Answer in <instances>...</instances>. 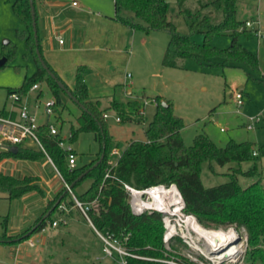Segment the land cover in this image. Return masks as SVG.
<instances>
[{
    "label": "rangeland",
    "instance_id": "374dc122",
    "mask_svg": "<svg viewBox=\"0 0 264 264\" xmlns=\"http://www.w3.org/2000/svg\"><path fill=\"white\" fill-rule=\"evenodd\" d=\"M43 0H36V8L41 17V5ZM56 2L58 6L72 5L73 1L80 4L88 3L90 8L98 12L110 11L115 13L112 0H50ZM212 0H167L169 4L168 17L182 34L191 35L193 41L198 44L204 43L203 33H191L187 24L185 11L193 16L198 14H210L213 19L221 20L222 15L212 5ZM14 0H0V55L4 56L11 50L13 55L7 65L0 67V109L6 107L10 109L13 104L8 94V88H20L26 76L31 77L38 69V63L28 49L25 40L19 36L18 31L26 29V24L13 8ZM48 9V8H47ZM51 13V11H49ZM49 13V14H50ZM124 16L127 14H123ZM237 17L241 21L258 20L260 24L250 27V35L241 34L239 41L248 49L254 51L259 56L260 75L249 78L246 69L243 67H202L200 62L193 58L182 61L181 68H163L162 60L164 52L170 41L168 31H150L145 33L139 29L135 43L132 42L130 35L124 53L119 55L118 63L106 65L103 72L107 78L97 80L94 86H89L90 94L101 99V107L107 109L110 115L107 119L108 130L112 136V149L108 155V160L116 164L127 145L134 140H143L145 130L149 122L153 119L157 101L155 97H162L165 101L173 104L175 113L184 119L185 127L182 130L185 144L191 146L197 134L205 133L213 140L218 147L227 146L232 140L236 142H252L254 149L258 151V156L253 160L241 164L233 162L221 166L213 162L206 161L202 164V181L206 187L222 184L230 181V174H236L232 168H239L248 171L254 166H258L261 175L254 174L239 175L240 184L245 187L255 182L259 177H263L264 182V82L257 77L264 78V36L260 37L255 29L262 30L264 35V0H241L238 4ZM64 38V36H63ZM65 39V38H64ZM231 36L228 34L214 35L210 44L218 48H227L231 44ZM47 60V58L44 56ZM219 60V59H218ZM129 61V62H128ZM164 69V71L162 70ZM93 80L98 77L97 71H93ZM159 74V75H158ZM105 75V74H104ZM104 75H99L102 77ZM113 76L114 79L108 77ZM67 84L73 82V72L68 70L65 73ZM101 81L102 83L101 85ZM128 84L133 93L122 92L117 99L123 102L129 111L131 119L117 121V112L112 110L107 99L109 94H113V89L109 88V83ZM41 89L31 90L25 99L31 109L35 110L40 116L54 123L61 131L62 137L68 138V143L78 154L77 166L82 167L98 156L101 149V140L94 132H82L75 141H71V124L77 127V117L81 114L80 107L70 98V96L59 90L61 103L59 111L51 116L43 115V106L48 100H57L53 89L47 80L40 82ZM42 90V91H41ZM243 93V104L239 106L235 99L236 92ZM39 103L36 106V100ZM144 110V117L137 113L129 103L136 102ZM110 108V109H109ZM259 116L261 121L254 129L247 128L249 117ZM40 117L39 121L43 119ZM118 149V153L114 150ZM262 150V151H261ZM36 169L42 174L44 181L42 185L39 180L33 183L41 185L43 193L31 191L18 199H9L8 194L0 192V236L17 235L26 231L30 227H35L37 219L41 218L48 207V203L65 188L66 183L56 170L54 165L47 157L37 160ZM92 179L86 178L76 187L78 194H83L91 185ZM130 185V184H129ZM131 186V185H130ZM170 189L173 185H156ZM132 187V186H131ZM126 188V186H125ZM134 188V187H133ZM140 191L139 189L134 188ZM127 190V188H126ZM129 194L130 207L131 201L134 204L140 200L147 203L154 200V197L147 193H142L139 198ZM150 196V197H149ZM71 195L66 197V202L62 203L65 208H58L50 219H47L44 229L27 239L23 247H30V241L36 243V248H42L39 257V264H84L82 259L94 258L96 254L104 256L102 242L95 234L91 223L79 211H75L73 216H67L66 212L70 207L67 202ZM183 199V198H182ZM185 202L180 211L178 206L173 205L168 208L138 206L141 209L136 215L145 212L158 211L162 213L163 221V240L166 255H173L182 261L187 260L196 264H244L253 245L249 240V234L244 227L224 222L219 225L207 226L198 221L191 214L184 211ZM192 216L197 223L209 231L224 232L231 237V241L215 248L209 249V244L203 237L194 230L187 227L185 220ZM67 218L68 224L53 227V221ZM190 230V231H189ZM107 233L108 231L102 230ZM118 238L128 247L132 235L130 232L121 233ZM4 245V244H2ZM87 246H93L90 254L87 255ZM238 249L239 253L235 257L222 258L224 251ZM88 256V257H87ZM184 258V259H183ZM89 260V259H88ZM109 259L104 256L101 262L94 264H105ZM7 253L0 248V264H9ZM42 262V263H41ZM180 264L176 261H170ZM180 262V261H179ZM182 263V262H181ZM90 264V263H89Z\"/></svg>",
    "mask_w": 264,
    "mask_h": 264
},
{
    "label": "trees",
    "instance_id": "16d2710c",
    "mask_svg": "<svg viewBox=\"0 0 264 264\" xmlns=\"http://www.w3.org/2000/svg\"><path fill=\"white\" fill-rule=\"evenodd\" d=\"M178 1L182 3L184 0ZM240 1L212 0L209 5H212L222 15L221 20L216 21L210 14L193 16L190 12L185 11L190 32L204 34L205 39L202 44L193 41L191 35L179 32L170 21L167 0H114L116 10L114 18L131 28L147 33L160 30L168 31L170 41L162 60L165 67L181 68L182 61L193 58L200 62L202 67H243L246 69L247 76L254 78L255 75H260L259 56L239 41L241 34L250 35L252 33V30L246 26V21H241L237 17ZM34 2L36 7V0ZM13 8L26 24V29L18 31V33L34 55L38 69L33 76L25 77L20 88H8V94L19 92L26 96L34 84L47 80L57 97L55 111H59V103H61L59 81L62 82L82 105L80 107L77 104L81 109V114L77 117V127L71 124V141H75L82 132H94L101 140V149L98 156L88 164L82 167L77 165L70 167L67 153L59 146L57 137L49 134L47 125L41 126L39 133L47 152L65 183L72 187V192L65 186L48 203L42 217L38 218L36 223L41 221L40 224L30 227L18 235L0 236V243H20L42 231L46 226L47 219H50L60 205L66 202L68 195H71V199L67 204L76 206L74 194L80 201L91 203L88 214L98 230L108 231L114 236H119L123 232L131 233V242L128 243L127 248L136 256L128 257L127 264H174L170 262L172 260L180 264H196L187 260L182 261L176 255H166L162 236V213L151 211L136 215L131 210L129 194L124 183L139 190L165 184L168 187L176 185L185 202V213L194 215L200 223L212 226L228 222L238 227H244L253 245L244 264H264L263 177H259L255 182L245 187L239 182V175H261L258 166L256 165L248 171L232 168L231 170H234L236 174H230V181L210 187L204 185L201 177L202 164L206 161L211 163L214 170L213 162L224 166L233 162L241 164L253 160L258 156L254 155V143L232 140L227 146L218 147L208 135L200 133L196 135L194 143L187 146L182 134L185 127L184 119L175 113L172 103L168 101V106H164L163 98L158 96L155 97L157 101L156 113L145 130V138L130 142L123 150L118 162L112 165L108 160L112 149V136L108 130L107 119L104 117L108 108L103 109L101 100H94L90 96L88 85L84 79L86 66L78 67L74 88L69 87L44 58L39 35L38 47L44 61L56 76L53 78L38 59L30 0H14ZM124 13L127 15L124 16ZM36 14L38 21L37 8ZM218 34L231 36L232 41L227 48L222 49L210 44L211 38ZM12 55V50L4 56L0 55V58H7L6 63L0 67L7 65ZM257 78L264 82V78ZM129 104L144 117L143 109L137 101ZM111 108L117 112L121 119H131L124 103L114 100ZM0 112L7 114L6 107L0 109ZM103 153V160L90 169ZM262 153L264 154V151ZM5 156L36 161L46 157V154L42 150L17 145L0 153V159ZM108 169H111L110 176L105 177ZM85 172L87 173L81 177ZM86 178H91L92 183L83 194H78L76 187ZM35 180H39V178L36 176L17 178L0 172V192L7 193L11 200L21 198L26 193L35 190L43 193L41 186L33 183ZM58 200L59 203L56 205ZM53 207L50 214L43 219Z\"/></svg>",
    "mask_w": 264,
    "mask_h": 264
},
{
    "label": "crops",
    "instance_id": "0c3cea01",
    "mask_svg": "<svg viewBox=\"0 0 264 264\" xmlns=\"http://www.w3.org/2000/svg\"><path fill=\"white\" fill-rule=\"evenodd\" d=\"M112 2L114 4V0H112ZM41 3V17H39L38 10L37 13L43 54L47 58L48 63L66 83L65 73L68 70L73 72V82L68 84L71 88H74L76 72L80 65L86 66L84 79L88 88L91 86V83L94 86V83L97 80H104V77L107 78L106 73L103 72L102 68L104 69L106 65H110L111 63L119 62L118 58L120 54L124 53L126 43L129 39V37H127L128 35L131 36L132 42L134 43L137 38V31H134L133 34L131 33L132 30H135L134 28H131L114 18L116 10L115 13L110 11L96 13L90 8V5L85 2L83 4L77 2V5L72 4L66 6H58L56 2H51L50 0H43ZM49 11H51V13ZM60 38L63 39V43H60ZM163 68L167 67L163 66ZM95 70L97 71L98 77L93 80L92 72ZM162 70L164 71V69ZM99 75L104 76L102 78L99 77ZM110 78L114 79L113 76ZM100 83L102 85L104 82L101 81ZM109 88H112L114 91L113 94H109L110 96L107 99L109 106L112 105L114 100L119 101L117 95L121 96L122 92L126 91L127 93H133L132 88L125 83L115 84V82H110ZM90 96L94 100L100 99L93 97L91 94ZM165 100L166 99L163 98V102ZM12 107L10 109H12ZM32 111L36 112L33 109ZM42 114L44 115L43 112ZM38 116L40 120V117L42 116L39 114ZM41 120L40 123H46L48 121L45 118ZM2 152L5 151L0 149V153ZM36 163L37 160L30 161L5 156L0 159V172L17 178L36 176L39 178V182L42 185L44 178L36 169ZM75 211L79 210L71 206L69 211L66 212V215L73 216ZM90 225L93 227L92 224ZM59 226H62V224L56 227ZM93 230L95 234L98 235L94 227ZM23 243L24 241L15 244L0 243V248L8 255L10 261L9 264H39V257L42 256V248L39 247L36 251H32V247L36 248L35 242L34 245H31L30 241V247H23ZM103 246L102 242V250ZM92 247L93 246H87V255L91 253ZM104 256L96 254L93 259L85 258V260L82 259V261H85L83 262L84 264H94L95 262H101Z\"/></svg>",
    "mask_w": 264,
    "mask_h": 264
},
{
    "label": "built area",
    "instance_id": "2783aa9c",
    "mask_svg": "<svg viewBox=\"0 0 264 264\" xmlns=\"http://www.w3.org/2000/svg\"><path fill=\"white\" fill-rule=\"evenodd\" d=\"M73 4L77 5V2L74 1ZM258 24H260L258 20L246 21V26L249 28L252 27L253 25H258ZM255 32L257 33L259 38L264 36L262 30L260 29H255ZM60 43H63V39L61 38H60ZM40 88H41L40 83H36L32 86L31 90H39ZM9 97L13 104L12 109L10 110L6 109L7 114L0 112V149L4 151H8L14 146L24 145L26 147H32L38 150H42L46 154L48 160L56 168L51 156L47 152L46 146L39 133L40 127L43 125H47L49 134L53 137H57L59 146L67 153V159L69 161L70 167L76 166L78 155L75 152V150L72 148L71 144L68 143L67 141L68 138L61 136L60 129H58V127L50 121H47L46 123H40L38 114L32 111L30 106L27 104L24 95H21L19 92H12L9 95ZM235 99L237 104L241 106L243 104V93L241 91L236 92ZM36 103L37 106L39 103V99H37ZM56 103H57L56 100L46 101L43 106L44 115L51 116L52 114H55ZM142 115H144V110L142 111ZM109 116L110 115L108 113L104 114V117L106 119L109 118ZM116 119L119 122L122 121L120 116H117ZM260 119L261 118L259 116L249 117V120L246 125L247 128L254 129L257 126V124L261 121ZM71 136L72 133L70 131V137ZM114 152L118 153L119 151L118 149H115ZM254 155H258V151L255 150ZM110 172L111 169H108L105 177H109ZM124 185L126 186L127 190L132 192L133 196H136V194L134 193L135 189L133 187H131L127 183H124ZM66 186L67 189L70 192H72V190L69 189V185L66 184ZM158 188H159L158 186H153L144 190H140V192L142 194L146 191L148 192ZM73 197L76 201V206L81 210V212L86 217V219L90 221L96 233L103 242L104 245L103 252L105 254V257L109 259L105 264H127L128 257L136 256L128 250V248L122 243V241L118 238V236H114L110 232L103 233L96 228V226L93 224L88 214V210L90 208L91 203H84L80 201L74 194ZM137 204L138 202L134 204V200L131 201L132 209L136 213L141 211V209L138 208ZM60 208L63 209L65 207L64 205H60ZM60 224H67V219L61 218L59 219V221L56 220L52 222V225L54 227ZM31 245H34L33 241H31Z\"/></svg>",
    "mask_w": 264,
    "mask_h": 264
},
{
    "label": "bare ground",
    "instance_id": "6f19581e",
    "mask_svg": "<svg viewBox=\"0 0 264 264\" xmlns=\"http://www.w3.org/2000/svg\"><path fill=\"white\" fill-rule=\"evenodd\" d=\"M134 193L138 198L141 195V192L138 190H134ZM145 193L149 194L151 198L154 197V200L147 203L140 200L137 206H144L146 208L163 206V208H168L176 205L178 206L177 211H180L183 206L182 195L175 185H173L170 189L159 187L158 189L148 192L146 191L144 192V194ZM185 223H187V227L189 229L194 230L198 235L205 239L207 244H209V249L212 251H215V248L223 246L225 243L227 244L228 241H231L233 239H231L230 236H227L224 232L209 231L204 229L192 216L187 217ZM224 252L225 253H223L222 258H230L235 257L239 253V250L232 249L231 251L225 250Z\"/></svg>",
    "mask_w": 264,
    "mask_h": 264
},
{
    "label": "water",
    "instance_id": "95a60500",
    "mask_svg": "<svg viewBox=\"0 0 264 264\" xmlns=\"http://www.w3.org/2000/svg\"><path fill=\"white\" fill-rule=\"evenodd\" d=\"M30 6H31V15H32V23H33V29H34V36H35V39H36V43H37V55H38V59L41 61V63L43 64V66L45 67V69L47 71H49L50 75L55 78V74L49 69L48 65L46 64V62L44 61V58H43V55L38 47V38H39V28H38V21H37V14H36V7H35V2L34 0H30ZM7 61V58L6 57H2L0 58V65H4ZM59 85L61 87V89L63 91H65L69 96L70 98L76 103L78 104L80 107H82L81 103L79 102V100L77 98H75L72 94V92L66 88V86L59 81ZM163 105L164 106H168V103L166 101L163 102ZM104 158V153L102 154L101 158L94 164V166H92L90 169L94 168L95 166H97ZM87 172L83 173L81 175V177H83ZM176 186V185H175ZM72 187L69 186V189H71ZM183 198V197H182ZM59 203V200L57 201L56 205ZM54 209V207L43 217V219H45L49 214L50 212ZM42 219V220H43ZM41 222V221H40ZM40 222L38 224H40Z\"/></svg>",
    "mask_w": 264,
    "mask_h": 264
}]
</instances>
